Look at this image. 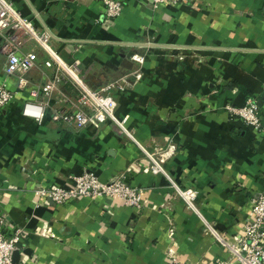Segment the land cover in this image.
<instances>
[{
	"label": "crops",
	"instance_id": "0c3cea01",
	"mask_svg": "<svg viewBox=\"0 0 264 264\" xmlns=\"http://www.w3.org/2000/svg\"><path fill=\"white\" fill-rule=\"evenodd\" d=\"M12 1L53 34L66 62H82L92 87L129 83L116 94L117 116L149 153L166 154L164 166L182 188L198 191L201 214L187 208L166 176L150 171L141 147L117 124L79 130L54 122L52 112L67 105L64 94H55L52 110L37 122L23 115L24 90L0 109L4 232L11 237L23 228L30 235L14 264H173L170 249L178 262L237 264L202 217L233 243L264 194V135L228 110L254 99L264 115V0H183L157 8L122 0L123 13L113 21L103 0ZM47 59L40 51L31 85L55 75ZM5 64L0 48V82ZM16 83L12 78L10 87ZM84 171L103 181L126 175L142 190L143 205L37 201L39 187L69 186Z\"/></svg>",
	"mask_w": 264,
	"mask_h": 264
},
{
	"label": "built area",
	"instance_id": "2783aa9c",
	"mask_svg": "<svg viewBox=\"0 0 264 264\" xmlns=\"http://www.w3.org/2000/svg\"><path fill=\"white\" fill-rule=\"evenodd\" d=\"M154 7L163 4L178 5L183 0H148ZM107 19L113 21L119 18L124 10L122 0H103ZM53 34L48 30H39L34 21L23 16L12 0H0V48L6 57L3 79L0 82V109L10 107L20 92L28 91L29 98L24 102L23 115L27 118L44 121L48 111L52 110L51 102L55 94H64L66 106L53 111L54 122L76 126L79 130L92 125H104L108 122L117 124L121 133L134 140L145 153L149 161V169L154 174H163L170 181L178 196L187 208L200 214L196 204L198 191L193 188H182L166 170L167 161L164 153H149L142 146L126 125V120L117 116V92H123L128 86L125 79L108 82L106 85L94 88L87 80L82 68V62L76 59L72 64L66 62L53 48ZM47 54L44 62L46 68L55 69L53 77L37 86L31 85L30 74L38 66L39 52ZM132 59L143 63L144 58L135 55ZM139 77V76H138ZM17 80L11 88L10 80ZM68 85L70 88H68ZM228 110L239 117L248 127L264 135V115L257 101L249 99L244 107L229 106ZM172 150V148H171ZM69 186L39 187L35 193L39 203L52 200L63 205L79 199L120 200L127 206L141 207L143 192L128 182L126 175H119L109 181H103L92 171L72 177ZM211 235L225 248H228L237 264H264V194L254 200L251 217L245 231L234 238L231 243L224 234L217 231L203 217ZM9 226L7 213L0 205V264H14V254L25 246L29 234L23 228H17L11 237L5 234ZM45 233V232H43ZM171 237L175 229L169 230ZM173 264H193L178 262L172 249L169 250ZM222 264H228L222 263Z\"/></svg>",
	"mask_w": 264,
	"mask_h": 264
},
{
	"label": "water",
	"instance_id": "95a60500",
	"mask_svg": "<svg viewBox=\"0 0 264 264\" xmlns=\"http://www.w3.org/2000/svg\"><path fill=\"white\" fill-rule=\"evenodd\" d=\"M14 255H15V256H14V260H15V261H18L19 256H20V252H19V251H16Z\"/></svg>",
	"mask_w": 264,
	"mask_h": 264
}]
</instances>
